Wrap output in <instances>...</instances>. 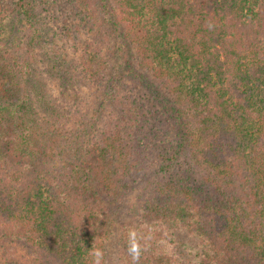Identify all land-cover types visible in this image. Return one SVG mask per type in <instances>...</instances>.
<instances>
[{"label": "trees", "instance_id": "obj_1", "mask_svg": "<svg viewBox=\"0 0 264 264\" xmlns=\"http://www.w3.org/2000/svg\"><path fill=\"white\" fill-rule=\"evenodd\" d=\"M64 7L0 14V264H264V0Z\"/></svg>", "mask_w": 264, "mask_h": 264}, {"label": "rangeland", "instance_id": "obj_2", "mask_svg": "<svg viewBox=\"0 0 264 264\" xmlns=\"http://www.w3.org/2000/svg\"><path fill=\"white\" fill-rule=\"evenodd\" d=\"M49 2L48 5H46V2ZM35 6H37L39 9L42 10L44 14H47L46 12H51L57 9H60L61 12L64 10V0H33ZM10 6H11V0H0V14L1 15H8L10 13ZM65 15L74 17L75 14L72 13L70 10L67 12L64 11ZM69 25H72V19L68 21L67 27Z\"/></svg>", "mask_w": 264, "mask_h": 264}, {"label": "clouds", "instance_id": "obj_3", "mask_svg": "<svg viewBox=\"0 0 264 264\" xmlns=\"http://www.w3.org/2000/svg\"><path fill=\"white\" fill-rule=\"evenodd\" d=\"M133 252H135V246H133Z\"/></svg>", "mask_w": 264, "mask_h": 264}]
</instances>
